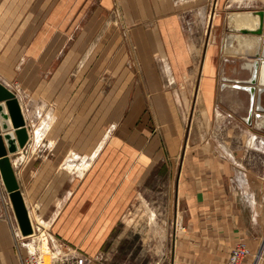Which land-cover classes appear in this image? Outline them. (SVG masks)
I'll use <instances>...</instances> for the list:
<instances>
[{"label": "crops", "instance_id": "crops-1", "mask_svg": "<svg viewBox=\"0 0 264 264\" xmlns=\"http://www.w3.org/2000/svg\"><path fill=\"white\" fill-rule=\"evenodd\" d=\"M115 5L116 0H0V82L16 94L29 133L26 145L9 156L34 230L22 235L0 182V264H25L32 245L50 255V264H60L53 254H84L89 264H107L101 261L111 253L106 243L132 204L133 173L146 176L166 158L179 159L171 264H223L237 243L248 250L241 264H264V6L251 11L261 17L258 30L227 22L222 38L207 42L196 66L165 0H125V25L107 20ZM153 13L156 21L149 26ZM234 34L254 35L253 53L230 50ZM123 35L136 40L145 84L134 86ZM106 42L108 53L102 51ZM165 51L180 89L181 78L198 74L190 105L194 125L186 136L167 130L163 149L120 152V177L101 197L94 160L101 153L85 149L86 126L101 124V110L109 111L106 125L116 123L117 110L124 112L120 125H132L133 111L146 106L143 95L155 92L157 107L173 110L172 117L164 116L173 120L166 125H180L172 92H157L153 55ZM255 60L252 100L238 85L249 84ZM102 74L109 78L103 87ZM37 110L46 116L44 140L36 130ZM133 158L145 164L135 162L134 169ZM85 159H93L87 171Z\"/></svg>", "mask_w": 264, "mask_h": 264}, {"label": "rangeland", "instance_id": "rangeland-1", "mask_svg": "<svg viewBox=\"0 0 264 264\" xmlns=\"http://www.w3.org/2000/svg\"><path fill=\"white\" fill-rule=\"evenodd\" d=\"M148 1L152 2V0ZM242 1L244 0H165L166 11L169 7L172 8L171 12H174L173 9L175 10L177 20H179L182 27L183 37L185 38L181 37V40H186L189 49L196 56V66H199L198 60L207 42H218L224 35L223 26L227 22L229 25H236L234 17L237 12L252 11L257 8L256 6H264V0ZM124 3L125 0H116V7L110 13L111 19L109 17L107 20L116 21L118 25L121 23L125 25L124 13H122V5ZM238 5L239 7H237ZM156 16L155 13L149 15V26H152L156 21ZM173 39L175 44L177 41L179 43L180 35H177V38L173 36ZM122 43L125 44L127 54L132 59L130 63H127V66L134 75V86L137 83L140 84L141 80L146 82L145 78L141 79L139 76L143 71L136 40L134 37L132 40L124 38L123 35ZM103 49L106 50L104 53L109 52L108 42L102 47V51ZM126 51L124 50L125 53ZM117 52H119V46L116 49ZM165 52L164 56L161 53L153 55L161 83V86L157 87V92L164 89L172 92L171 96L177 105V118L174 120L179 122L180 125L174 127L172 124L166 125V122L170 123L173 120L170 118L167 121L166 117L164 120V116L172 117L173 110L159 109L156 105L158 95L155 92L143 95L146 106L143 109L133 111L132 125H120L124 119V112L119 110H117L116 123L106 125L105 122L108 121L109 111L101 110V118L99 119L101 124L86 126L85 134V149L100 150L101 153L98 158L94 159L96 164L100 165L101 197H104L109 192V187H113L115 179L119 176L118 169L119 166H123L124 160L123 157H119L121 155L120 152L127 151L136 155L135 153L139 151L163 149L167 130L172 131L174 129L178 131L180 129L181 136H186L189 134L190 124L194 125V119H192L194 116L191 114L190 105L192 106L195 102L196 95L192 92V86L197 85L198 74L197 79L193 77L190 79L181 78L180 83L183 87L181 86L180 89V84L173 76L172 66L168 62L167 51ZM102 75L99 80L103 87L109 78L105 77L104 74ZM151 90L153 89L150 87ZM36 115L38 118V129L36 127L34 129L39 130V136L44 140L45 127H47L44 120L46 118L44 110L41 112L37 110ZM47 124L49 125V123ZM92 139L95 140L92 141ZM133 161L134 169L135 162L139 166L140 164H145V159L142 158H133ZM85 162L84 167L85 171H87V169L92 167L93 159H85ZM65 165L70 170L74 169V165ZM19 169L20 167L18 166ZM178 171L179 159L171 160L166 158L160 159L159 163H156L146 176L142 177L139 172L133 173L132 204L122 216V219L116 223V227L112 231L113 235L109 242L106 243V252L111 253L104 254L101 258L102 262L107 264H171L174 218L177 199L179 198V191L177 190ZM0 182H2L1 177ZM237 245H243L246 248L243 243H237L232 249ZM45 254L47 253H44V251L40 252L39 246L32 245L30 254L25 259V264H45L43 261ZM247 254L248 250L239 264L242 263ZM47 255L50 257L49 254ZM73 255L78 254H53V258H56L58 263H60L62 257H71ZM83 256L86 255L83 254ZM86 257L89 259L87 263L89 264L92 259L88 256ZM228 258L223 264L227 262Z\"/></svg>", "mask_w": 264, "mask_h": 264}, {"label": "water", "instance_id": "water-1", "mask_svg": "<svg viewBox=\"0 0 264 264\" xmlns=\"http://www.w3.org/2000/svg\"><path fill=\"white\" fill-rule=\"evenodd\" d=\"M262 55L264 56V47ZM258 65V60H255L252 75L248 79L249 84L238 85L251 93L252 100L255 93L254 84L257 78ZM28 138V128L19 100L14 91L0 82V177L8 192L22 235L32 234L33 226L9 154L16 153L23 148Z\"/></svg>", "mask_w": 264, "mask_h": 264}, {"label": "bare ground", "instance_id": "bare-ground-1", "mask_svg": "<svg viewBox=\"0 0 264 264\" xmlns=\"http://www.w3.org/2000/svg\"><path fill=\"white\" fill-rule=\"evenodd\" d=\"M260 18L261 17L259 15V13H254V12H251V11H248V12H237L235 14V17H234L235 21L237 23H240L241 24V27H243L245 29H249L251 31L252 30L253 31L258 30V27H259L258 25L260 23ZM257 23H258V25H257ZM249 35L250 34H246V36L244 38H240V35L239 34H234L232 36V38L229 39V43H230L229 44V49L230 50H233L235 52L238 51V52H240L242 54L243 53H245V54H247V53H250V54L253 53V51L255 50L256 45H257V40H256V37L254 35L253 36H249ZM244 102H245V99H244ZM49 259H50V257L47 254H45L44 255V260H43L44 263L45 264H49Z\"/></svg>", "mask_w": 264, "mask_h": 264}, {"label": "built area", "instance_id": "built-area-1", "mask_svg": "<svg viewBox=\"0 0 264 264\" xmlns=\"http://www.w3.org/2000/svg\"><path fill=\"white\" fill-rule=\"evenodd\" d=\"M34 232V230H33ZM247 253L246 248L243 245L235 246L225 264H239L241 259ZM89 259L83 255L64 256L61 258L60 264H87Z\"/></svg>", "mask_w": 264, "mask_h": 264}]
</instances>
